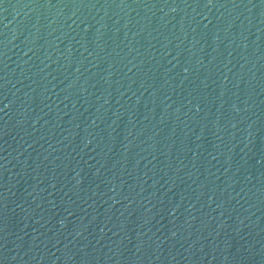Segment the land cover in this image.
<instances>
[{"label": "water", "instance_id": "1", "mask_svg": "<svg viewBox=\"0 0 264 264\" xmlns=\"http://www.w3.org/2000/svg\"><path fill=\"white\" fill-rule=\"evenodd\" d=\"M0 264H264V0H0Z\"/></svg>", "mask_w": 264, "mask_h": 264}]
</instances>
